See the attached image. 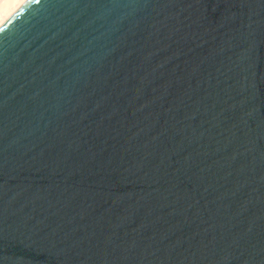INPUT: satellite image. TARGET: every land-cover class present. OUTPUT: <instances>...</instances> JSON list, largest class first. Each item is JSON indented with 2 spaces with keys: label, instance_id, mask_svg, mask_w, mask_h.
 <instances>
[{
  "label": "water",
  "instance_id": "95a60500",
  "mask_svg": "<svg viewBox=\"0 0 264 264\" xmlns=\"http://www.w3.org/2000/svg\"><path fill=\"white\" fill-rule=\"evenodd\" d=\"M0 264H264V0L16 8Z\"/></svg>",
  "mask_w": 264,
  "mask_h": 264
},
{
  "label": "bare ground",
  "instance_id": "6f19581e",
  "mask_svg": "<svg viewBox=\"0 0 264 264\" xmlns=\"http://www.w3.org/2000/svg\"><path fill=\"white\" fill-rule=\"evenodd\" d=\"M26 0H0V24Z\"/></svg>",
  "mask_w": 264,
  "mask_h": 264
}]
</instances>
